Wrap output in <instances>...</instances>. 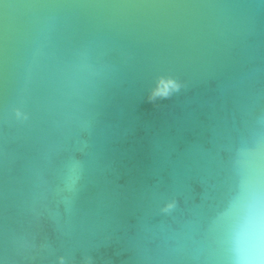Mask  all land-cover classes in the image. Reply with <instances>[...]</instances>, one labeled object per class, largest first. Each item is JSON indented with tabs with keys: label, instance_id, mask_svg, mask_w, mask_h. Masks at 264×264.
<instances>
[{
	"label": "water",
	"instance_id": "water-1",
	"mask_svg": "<svg viewBox=\"0 0 264 264\" xmlns=\"http://www.w3.org/2000/svg\"><path fill=\"white\" fill-rule=\"evenodd\" d=\"M264 264V0H0V264Z\"/></svg>",
	"mask_w": 264,
	"mask_h": 264
},
{
	"label": "clouds",
	"instance_id": "clouds-1",
	"mask_svg": "<svg viewBox=\"0 0 264 264\" xmlns=\"http://www.w3.org/2000/svg\"><path fill=\"white\" fill-rule=\"evenodd\" d=\"M240 264H253V262L250 259H241Z\"/></svg>",
	"mask_w": 264,
	"mask_h": 264
}]
</instances>
